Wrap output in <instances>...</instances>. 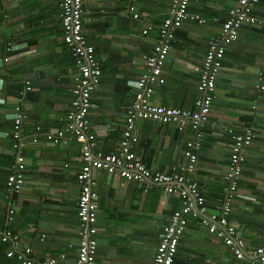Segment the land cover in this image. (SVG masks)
Masks as SVG:
<instances>
[{"label":"crops","instance_id":"1","mask_svg":"<svg viewBox=\"0 0 264 264\" xmlns=\"http://www.w3.org/2000/svg\"><path fill=\"white\" fill-rule=\"evenodd\" d=\"M236 2L190 1L189 11L206 21L188 19L174 31L162 67L164 81L154 86L152 103L195 108L197 68L209 40L218 35ZM129 3L137 18L129 11ZM82 7L83 35L93 45L101 69L99 83L90 94L88 118L96 147L114 152L135 82L158 42L170 0H82ZM253 11L263 16L264 0H258ZM59 13L57 0H0V227L17 233L19 246H30L34 259L57 256L70 264L79 243L76 174L82 164L80 146L69 133L55 143L45 137L63 128L77 70L62 40ZM27 80L31 89L25 92ZM258 83L264 85V25L242 24L237 38L225 48L209 116L199 127L203 137L197 161L186 172L204 198L206 213L215 211L222 199L234 136L246 127L253 131L229 214L246 250L264 242V89L257 88ZM19 97L26 114L20 122L24 182L18 192L9 194L5 182L14 164L11 134ZM135 132L132 149L151 171H167L187 161L185 142L194 134L190 126L178 128L173 121L138 118ZM92 176L96 181L97 261L152 264L163 228L182 204L180 194L166 191L163 184L139 188L104 170H92ZM9 246L0 242V264H20L6 255ZM173 264H258V259L251 253L236 257L199 218L189 217Z\"/></svg>","mask_w":264,"mask_h":264},{"label":"built area","instance_id":"2","mask_svg":"<svg viewBox=\"0 0 264 264\" xmlns=\"http://www.w3.org/2000/svg\"><path fill=\"white\" fill-rule=\"evenodd\" d=\"M60 8V24L62 40L68 47L76 67L71 86V108L63 118V128L56 132H47L45 137L53 143L59 141L65 133L71 134L80 146L82 164L76 174L79 192L76 199V214L78 219V249L75 260L70 264H100L96 259L97 225L96 205L94 203L96 181L92 170H104L116 173L126 180H131L139 188H146L150 183L163 184L166 191L178 192L182 204L175 209L168 223L164 226L161 238L157 244L152 264H173L177 243L185 229L189 217L199 218L201 224L208 231L234 251L236 257L242 258L246 253L257 256L258 264H264V242L251 250H246L242 240L237 236L235 226L229 221L232 200L237 191V185L243 170L245 149L252 143L253 131L246 127L235 134L230 147L228 164L224 173V187L222 199L215 206V211L206 213L207 206L200 194L197 184L186 176V172L193 169L197 161L196 150L200 146L203 133L200 125L208 119L211 102L215 93L216 79L221 72L222 61L226 46L233 42L242 24L264 25V15L254 13V6L258 0H237L229 8L217 36L211 38L205 50L198 70L196 85L197 96L193 110L157 105L150 101L154 86L162 83V67L169 51V42L174 36L176 28L185 20H195L204 23L206 20L198 13L188 9L191 0H170L169 14L158 29V42L151 53L144 60V69L135 82V93L132 102L126 110L125 123L119 148L114 152H104L96 147V135L91 129L88 111L90 108V94L100 80L101 69L96 59L95 50L82 31V0H57ZM130 2V0H129ZM132 16L137 18L131 3L128 5ZM7 50L11 45L7 43ZM24 91L31 89L30 82H24ZM264 89L261 83L256 84ZM23 91V92H24ZM21 97L14 112V131L11 136L16 149L12 171L6 178V188L9 194L20 190L24 182L23 143L20 141V122L26 116L20 106ZM138 118L151 119L159 122H176L178 128L190 126L194 134L185 142L184 155L187 161L184 165L171 166L167 171H151L134 153L132 146L137 140L135 121ZM39 130L40 126H36ZM36 140V137L32 138ZM11 212V210H10ZM11 217V216H10ZM0 242L10 246L6 251L20 264H68L57 256L44 259H34L30 246H19V235L6 228L0 227Z\"/></svg>","mask_w":264,"mask_h":264},{"label":"water","instance_id":"3","mask_svg":"<svg viewBox=\"0 0 264 264\" xmlns=\"http://www.w3.org/2000/svg\"><path fill=\"white\" fill-rule=\"evenodd\" d=\"M237 236H239V235H237Z\"/></svg>","mask_w":264,"mask_h":264}]
</instances>
